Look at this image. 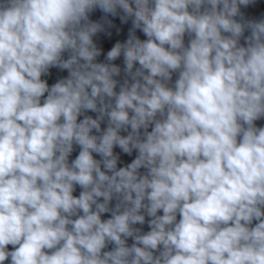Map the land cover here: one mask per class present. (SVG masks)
Instances as JSON below:
<instances>
[{
  "label": "clouds",
  "instance_id": "clouds-1",
  "mask_svg": "<svg viewBox=\"0 0 264 264\" xmlns=\"http://www.w3.org/2000/svg\"><path fill=\"white\" fill-rule=\"evenodd\" d=\"M0 264H264V0H0Z\"/></svg>",
  "mask_w": 264,
  "mask_h": 264
}]
</instances>
